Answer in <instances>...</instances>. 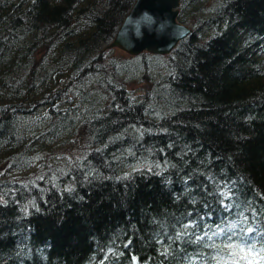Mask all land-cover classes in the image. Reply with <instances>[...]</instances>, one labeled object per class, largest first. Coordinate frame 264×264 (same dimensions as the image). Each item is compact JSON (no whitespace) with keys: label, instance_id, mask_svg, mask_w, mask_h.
<instances>
[{"label":"trees","instance_id":"obj_1","mask_svg":"<svg viewBox=\"0 0 264 264\" xmlns=\"http://www.w3.org/2000/svg\"><path fill=\"white\" fill-rule=\"evenodd\" d=\"M135 1L0 0V264H264V0Z\"/></svg>","mask_w":264,"mask_h":264},{"label":"water","instance_id":"obj_2","mask_svg":"<svg viewBox=\"0 0 264 264\" xmlns=\"http://www.w3.org/2000/svg\"><path fill=\"white\" fill-rule=\"evenodd\" d=\"M179 5L180 0H136L107 47H119L132 55L170 53L192 32L177 19Z\"/></svg>","mask_w":264,"mask_h":264},{"label":"rangeland","instance_id":"obj_3","mask_svg":"<svg viewBox=\"0 0 264 264\" xmlns=\"http://www.w3.org/2000/svg\"><path fill=\"white\" fill-rule=\"evenodd\" d=\"M161 70H162V69H159V71H158V72H160V73H161ZM140 92H142V91L138 90V91H137V94L139 95V94H140Z\"/></svg>","mask_w":264,"mask_h":264},{"label":"snow or ice","instance_id":"obj_4","mask_svg":"<svg viewBox=\"0 0 264 264\" xmlns=\"http://www.w3.org/2000/svg\"><path fill=\"white\" fill-rule=\"evenodd\" d=\"M247 231L250 233V232H252V231H253V229L249 228V229H247Z\"/></svg>","mask_w":264,"mask_h":264}]
</instances>
